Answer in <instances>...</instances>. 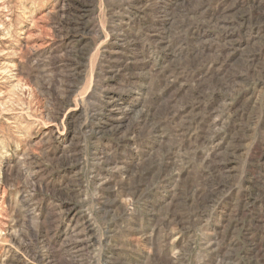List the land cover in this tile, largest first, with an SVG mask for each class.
Here are the masks:
<instances>
[{"label":"rangeland","instance_id":"rangeland-1","mask_svg":"<svg viewBox=\"0 0 264 264\" xmlns=\"http://www.w3.org/2000/svg\"><path fill=\"white\" fill-rule=\"evenodd\" d=\"M0 264H264V0H0Z\"/></svg>","mask_w":264,"mask_h":264}]
</instances>
